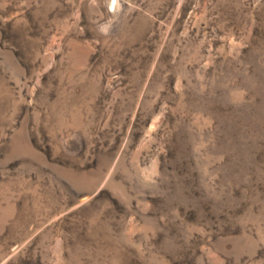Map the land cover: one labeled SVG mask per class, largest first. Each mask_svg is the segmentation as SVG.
<instances>
[{"label":"rangeland","instance_id":"obj_1","mask_svg":"<svg viewBox=\"0 0 264 264\" xmlns=\"http://www.w3.org/2000/svg\"><path fill=\"white\" fill-rule=\"evenodd\" d=\"M0 264H264V0H0Z\"/></svg>","mask_w":264,"mask_h":264}]
</instances>
